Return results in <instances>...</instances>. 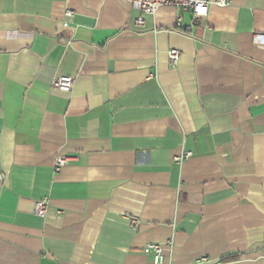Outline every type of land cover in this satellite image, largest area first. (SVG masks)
Listing matches in <instances>:
<instances>
[{
    "label": "crops",
    "instance_id": "0c3cea01",
    "mask_svg": "<svg viewBox=\"0 0 264 264\" xmlns=\"http://www.w3.org/2000/svg\"><path fill=\"white\" fill-rule=\"evenodd\" d=\"M178 12L0 0V264H264V0Z\"/></svg>",
    "mask_w": 264,
    "mask_h": 264
},
{
    "label": "built area",
    "instance_id": "2783aa9c",
    "mask_svg": "<svg viewBox=\"0 0 264 264\" xmlns=\"http://www.w3.org/2000/svg\"><path fill=\"white\" fill-rule=\"evenodd\" d=\"M130 5L136 8L140 13L144 14H154V12L161 6H173L179 12L176 15V25L181 26L182 12L189 11L192 16V22L196 23L200 18L205 17L208 14L209 7L211 5L224 6L227 5L230 0H126ZM71 11L67 10L66 15H71ZM138 25L143 24V19L139 16L136 19ZM191 26L185 27L189 29ZM261 35L254 36V40L260 41ZM169 66L175 67L178 63L180 53L176 49H169L166 52ZM75 82L74 76H56L52 79L50 85L53 89L68 93L71 91ZM191 153L187 152L182 156L176 157L175 160H181L190 156ZM66 157L63 155L56 156L53 164L54 172L59 171V169L65 164ZM47 206L45 200H37L34 203L33 212L37 216H44ZM126 218L129 220L132 227H136L139 223V218L136 216L127 215ZM170 245V242L166 241L164 243L151 242L144 246V254L151 257L152 264H163L164 262V249ZM206 259L201 258L198 263H205Z\"/></svg>",
    "mask_w": 264,
    "mask_h": 264
},
{
    "label": "trees",
    "instance_id": "16d2710c",
    "mask_svg": "<svg viewBox=\"0 0 264 264\" xmlns=\"http://www.w3.org/2000/svg\"><path fill=\"white\" fill-rule=\"evenodd\" d=\"M225 259L227 260V259H230V258H229V257H226ZM225 259H224V260H225Z\"/></svg>",
    "mask_w": 264,
    "mask_h": 264
}]
</instances>
